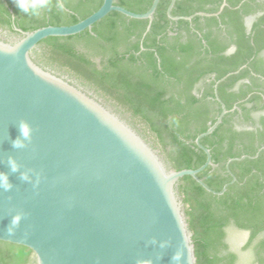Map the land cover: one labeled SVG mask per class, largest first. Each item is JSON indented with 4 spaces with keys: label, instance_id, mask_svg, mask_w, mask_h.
Here are the masks:
<instances>
[{
    "label": "trees",
    "instance_id": "trees-1",
    "mask_svg": "<svg viewBox=\"0 0 264 264\" xmlns=\"http://www.w3.org/2000/svg\"><path fill=\"white\" fill-rule=\"evenodd\" d=\"M152 1L114 4L144 13ZM170 1H159L151 21L111 11L78 34L47 37L34 51L36 61L129 113L175 170L204 164L195 139L221 113L217 95L227 113L200 139L211 164L197 176L213 191L226 189L214 194L191 176L177 188L196 264H237L239 256L226 242L230 227L247 233L241 247L247 264H264V0H175L172 16L207 14L190 20L169 18ZM102 2L0 0V27L18 35L15 27L73 25ZM31 262L29 248L0 241V264Z\"/></svg>",
    "mask_w": 264,
    "mask_h": 264
},
{
    "label": "water",
    "instance_id": "water-1",
    "mask_svg": "<svg viewBox=\"0 0 264 264\" xmlns=\"http://www.w3.org/2000/svg\"><path fill=\"white\" fill-rule=\"evenodd\" d=\"M159 1L135 13L103 0L73 25L15 27L13 42L0 40V241L29 248L35 264H196L177 188L191 176L214 194L226 189L197 176L211 164L200 139L227 113L219 97L221 113L195 139L204 164L175 170L95 92L33 57L43 39L78 34L111 11L151 21ZM174 2L173 20L207 15L172 16Z\"/></svg>",
    "mask_w": 264,
    "mask_h": 264
},
{
    "label": "rangeland",
    "instance_id": "rangeland-1",
    "mask_svg": "<svg viewBox=\"0 0 264 264\" xmlns=\"http://www.w3.org/2000/svg\"><path fill=\"white\" fill-rule=\"evenodd\" d=\"M17 37H18V35L13 34L9 30L0 27V40L1 41L5 42V43H10V42H13L15 40V38H17ZM33 57L35 60H37L34 54H33ZM49 70H52V69H49ZM54 71L59 72L56 69H54ZM63 75H67L68 77H70L68 74H63ZM74 80H76V79H74ZM76 81L78 83L80 82L79 80H76ZM80 84H81V82H80ZM85 88L94 92V89L92 90L91 88H89L87 86H85ZM94 94H96V92ZM96 95L98 97H100L105 103H107V105L111 106L115 111H117L123 118H125L155 149H157L160 152L161 156L165 159V156L162 154L159 147H157V145H155L153 138L148 134V132L143 131L142 125L137 123L134 119H132L130 117L129 113L125 112L120 107H117L112 101L104 98L101 94H96ZM246 238H247V233L244 231L235 229L233 227H230L227 229L226 242H227L228 248L231 251L235 252L239 256L237 264H247V261L249 258L248 253L242 251V249H241Z\"/></svg>",
    "mask_w": 264,
    "mask_h": 264
},
{
    "label": "crops",
    "instance_id": "crops-1",
    "mask_svg": "<svg viewBox=\"0 0 264 264\" xmlns=\"http://www.w3.org/2000/svg\"><path fill=\"white\" fill-rule=\"evenodd\" d=\"M255 18H256V15H252V16H249L245 19V24H246L247 28H250V26H251L252 22L255 20ZM233 49H234V47H231L228 50V52L233 51ZM262 55L264 56V50L262 51Z\"/></svg>",
    "mask_w": 264,
    "mask_h": 264
},
{
    "label": "flooded vegetation",
    "instance_id": "flooded-vegetation-1",
    "mask_svg": "<svg viewBox=\"0 0 264 264\" xmlns=\"http://www.w3.org/2000/svg\"><path fill=\"white\" fill-rule=\"evenodd\" d=\"M31 264H34V262H31Z\"/></svg>",
    "mask_w": 264,
    "mask_h": 264
}]
</instances>
